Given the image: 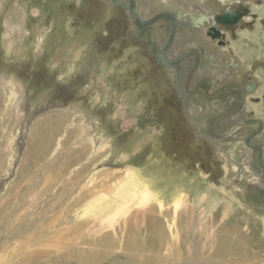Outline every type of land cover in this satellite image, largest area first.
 I'll return each mask as SVG.
<instances>
[{
	"label": "rangeland",
	"instance_id": "obj_1",
	"mask_svg": "<svg viewBox=\"0 0 264 264\" xmlns=\"http://www.w3.org/2000/svg\"><path fill=\"white\" fill-rule=\"evenodd\" d=\"M223 1L0 0V264H264V132L170 65Z\"/></svg>",
	"mask_w": 264,
	"mask_h": 264
},
{
	"label": "flooded vegetation",
	"instance_id": "obj_2",
	"mask_svg": "<svg viewBox=\"0 0 264 264\" xmlns=\"http://www.w3.org/2000/svg\"><path fill=\"white\" fill-rule=\"evenodd\" d=\"M254 1L261 4L262 0H237V3L235 2L236 8H233L231 3L224 2V5L226 4L225 7L229 8L224 11L222 10L223 12L216 9L218 14H205L211 15V21L214 24V26L209 27L207 33L220 43V47L226 44L227 36L233 34L235 28L253 30V28L260 26L264 30V18H260L257 13H250L248 8L243 7L244 2L246 5H249L252 4V2L254 3ZM252 5L255 6L254 4ZM259 7V5L255 6V8ZM232 14L237 21H218L219 17ZM205 15H200V17ZM164 16L171 18L174 22L176 21L175 17L172 15L166 14ZM212 28H216L219 33L214 32ZM244 40L247 41L246 38ZM187 58H191L192 60L191 68L186 80V88L189 89L190 86L194 88V90L191 91L193 96L204 94L209 101H217L219 103L218 107H222V110H220L221 112L219 113L218 118L215 119L216 123L225 122L228 124L240 120L246 124L242 130H246L247 127L254 130L250 135L251 141L254 142L261 139L264 132V118L261 117V105L264 103V86L260 81V76L256 73L257 65L249 69L247 73H239L230 70L225 74L223 73L222 75H219V78L217 79L210 75L211 72L207 73V75L204 72L205 74L203 75L202 65L203 61L206 60L204 51L201 52L193 49L176 61L181 60L180 63H182ZM187 81L189 82L188 86ZM248 145L254 149V152H257L260 155L262 154L261 147H258L257 144Z\"/></svg>",
	"mask_w": 264,
	"mask_h": 264
},
{
	"label": "crops",
	"instance_id": "obj_3",
	"mask_svg": "<svg viewBox=\"0 0 264 264\" xmlns=\"http://www.w3.org/2000/svg\"><path fill=\"white\" fill-rule=\"evenodd\" d=\"M224 1L226 2V0ZM227 1L230 2V0ZM256 13L260 18H264V7ZM245 38L247 41L244 40ZM207 60H211V65L215 61L220 63L215 66L220 68L219 70L213 68V66V70H211V75L217 79L219 75L225 74L230 70L247 73L249 69L256 65V73L264 77V30L260 26L253 28V30L235 28L234 33L227 36L226 44L220 47L218 55L214 53ZM261 83L264 85V82L261 81ZM261 115L264 117V107L261 108ZM219 124L222 126L226 125L225 122ZM260 140L262 141V139ZM261 145L262 143L260 147H262ZM234 149L237 150L239 155L242 146L237 144V147Z\"/></svg>",
	"mask_w": 264,
	"mask_h": 264
},
{
	"label": "bare ground",
	"instance_id": "obj_4",
	"mask_svg": "<svg viewBox=\"0 0 264 264\" xmlns=\"http://www.w3.org/2000/svg\"><path fill=\"white\" fill-rule=\"evenodd\" d=\"M200 12V14H197L198 16H200V15H205L206 13H209L208 11H204V10H200L199 11ZM198 12V13H199ZM194 20V22L196 21L195 19H193ZM193 22V21H192ZM180 71H181V67H177L176 68V70H175V72H174V74H179L180 73ZM1 218H2V216H1ZM0 218V219H1ZM60 239V238H59ZM162 239H159V240H157V242H156V245H160V241H161ZM137 242H136V240H134V238L132 237L129 241H128V244L129 245H136V246H138V244H136ZM142 248L143 247V245H140L139 244V248ZM92 258H94V257H92ZM91 257H89L88 255L87 256H84V255H82V257L80 258V260L82 261V263L83 264H90L91 263V259H92ZM13 260V259H12ZM13 262V264L15 263L14 261H12ZM20 262V261H19ZM9 263H11V261H9ZM17 263H18V261H17ZM21 263V262H20ZM156 264H162L161 262H159V263H156Z\"/></svg>",
	"mask_w": 264,
	"mask_h": 264
},
{
	"label": "water",
	"instance_id": "obj_5",
	"mask_svg": "<svg viewBox=\"0 0 264 264\" xmlns=\"http://www.w3.org/2000/svg\"><path fill=\"white\" fill-rule=\"evenodd\" d=\"M131 1H132L131 11H132L133 14H135V13H134V0H131ZM136 19H138V18L136 17ZM138 21L141 22V23H143V24L150 23V22H144L143 20L141 21V20H139V19H138ZM218 21H219V22H224V21L235 22V21H237V19H235L234 15L232 14V15H224V16H221V17L218 18ZM212 30H213L214 32H216V33H219L218 30H217L216 28H212ZM174 33H175V30H174ZM172 38H174V35H173ZM172 41H173V40H171L170 44L172 43ZM163 57H164V54H163ZM180 61H181V60H178V61H176V62L171 63L170 65H171V66H176L177 64L180 63ZM188 84H189V82L187 81V86H188Z\"/></svg>",
	"mask_w": 264,
	"mask_h": 264
}]
</instances>
